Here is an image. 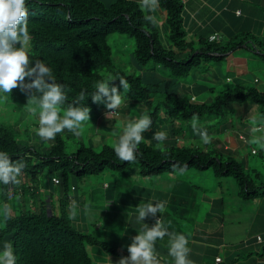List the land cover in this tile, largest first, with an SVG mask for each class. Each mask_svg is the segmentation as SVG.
I'll list each match as a JSON object with an SVG mask.
<instances>
[{"label":"trees","instance_id":"obj_1","mask_svg":"<svg viewBox=\"0 0 264 264\" xmlns=\"http://www.w3.org/2000/svg\"><path fill=\"white\" fill-rule=\"evenodd\" d=\"M26 2L31 37L28 54L33 60H42L52 69L57 82L70 89L67 92L68 100L61 105L63 108L67 109V105L78 97L81 90H85L86 99L82 103L91 110L95 109L97 103H93L91 94L96 91V84L107 81L119 86V79L123 77L130 86L125 91L126 99L145 106L150 111L149 115L155 117L149 129L157 131L155 122L160 118L159 125L163 126L159 128L167 134V139L160 145L142 140L134 162L138 163L142 176L154 177L165 172L181 171V168L204 170L213 167L218 176L234 177L239 186L240 198L248 200L264 194V173H259L255 167L248 168L245 158L238 159L237 155L228 151L226 155L223 150L215 148L212 142L180 143L183 139L200 137L193 130V114L198 116L197 128L206 130L210 136L212 130L227 132L228 127H233V124L229 126L227 123L230 122L228 119L224 126L222 121L229 112L235 110L228 109L234 102L246 104L247 108L253 103L257 104L264 113V89H259L257 85L238 83L236 86L223 87L209 100L200 101L197 100V94L207 88L214 91V86L202 82L194 90V83L186 79L198 65L210 59L221 60L227 51L241 46L245 40L224 44L220 40L210 41L208 36L201 39L198 47L195 46L186 37L181 0H158L161 8L167 11V18L161 25L147 9H142L141 0ZM146 16L154 20H148ZM112 33L135 39L130 61L124 57L126 49L121 53L113 49L109 41ZM158 67L168 69L170 75L161 77L156 70ZM231 79L226 76V81ZM2 94L7 95V100L15 106L25 109H28L27 104L38 106L35 101L29 103L28 97L19 88ZM162 110L164 115L161 114ZM106 111L104 117L99 115V120L106 118ZM26 112L30 114V111ZM119 113L116 109L115 114L106 118V121H115L114 117ZM214 120L218 126L211 128ZM34 123L39 125L38 117ZM20 131L18 123L11 125L9 122H0V151L7 152L13 161L22 159L26 164L20 176L24 186L14 185L12 200L19 194L24 202L23 195L29 189L32 202L20 203L18 200L13 201L8 208L0 206V251L4 250L5 242H10L16 263L19 264H95L100 255L104 257L100 258L101 262L108 264L106 255L121 254L115 244L98 238L93 232H84L74 224L77 219L73 218L70 209L73 202L79 204L72 193L78 186L74 180L81 174L89 176L107 168L126 169L131 162L121 161L114 147L109 144H104L101 150L85 144L72 152L66 150L63 135L69 134L67 129L56 135L48 149L37 142L31 143L21 136ZM254 153H258V150L255 149ZM39 157L44 160L38 162ZM43 169H48L51 173L49 179L58 187L57 204L50 203L48 207L44 202L36 204L35 189L37 192L40 189L34 180ZM25 177L31 178L30 184ZM54 177H58V182L53 180ZM0 186V200L8 204V187L2 182ZM51 189H43V192ZM51 199L53 197L49 195ZM95 247L101 250L98 251L99 255H96Z\"/></svg>","mask_w":264,"mask_h":264},{"label":"crops","instance_id":"obj_2","mask_svg":"<svg viewBox=\"0 0 264 264\" xmlns=\"http://www.w3.org/2000/svg\"><path fill=\"white\" fill-rule=\"evenodd\" d=\"M181 1L183 3L182 23L187 32V39L193 41L197 47L202 38L208 37L214 32L220 34V38L217 40L224 44L245 40L247 43L244 41L237 48L247 50V53H241L240 56L233 55L234 61L228 60L230 68L232 67L234 71H231L227 76L234 78L240 84H248L249 79L254 80L256 83H260L257 87L263 90L264 79L257 73L264 67L258 63V60L264 59V0ZM147 11L156 18L159 25L163 24L167 18V11L162 9L160 4L155 11L148 9ZM235 49L227 51L225 56L236 51ZM247 58L250 59V62L245 63ZM251 58L255 61L251 62ZM262 71L264 72V69ZM198 83L194 82L192 89H197L200 84ZM244 118L247 119V116ZM243 126L247 128L249 125ZM250 129L252 132L251 127ZM261 130L259 131L261 132ZM233 133L225 140L213 137L212 145L220 150L238 155L239 147L248 143L249 137L247 132L242 129H236ZM243 134L245 138L242 139L241 135ZM158 176L156 184L154 182L145 184L144 182L147 180L144 179H139L136 182L130 179L125 184L126 187L121 186L120 181L114 184L104 182L102 187H96L97 191L101 189L100 193L103 198L100 199L93 196L94 189L89 192L84 190L80 193L75 189L74 199L79 204L71 208V213H75L74 219L87 224L85 220H88L89 211L86 212V209L81 207V205H87L86 207L91 209L90 216L94 219L90 225H100L99 231L103 229L104 223H106L104 230L108 231V224L111 222L108 221V218L118 215L117 213L111 215L110 210H127L121 215L124 219L126 218L125 225L123 221L120 222L124 226L123 232H115V224L118 221L116 217L112 219L114 226H112L110 235L114 242L110 241L115 244L114 246L122 255L117 259L113 258L117 255H106L108 264H117L122 256L129 255L128 252H125L127 246L131 244L132 238L142 230L144 223L150 227L155 223L151 216L147 217L144 222H138L136 219L137 207L149 201L167 202L164 212L157 213V218L162 217V222L169 232L185 235L189 241L187 246L191 249L188 259L193 264H264V194L248 200L240 198L242 201L235 206L233 199L226 200L223 195L215 198L204 194L201 204L210 202V205L205 207L207 209L203 213L200 211L202 205L197 203V193L193 191V183L190 180L177 179L174 182L172 177L162 179L160 175ZM89 196L91 202L87 203ZM234 196L236 197V195ZM105 202L106 206L104 207L102 204ZM229 203L231 205L226 206ZM86 229L90 228L86 225ZM169 247L167 236L163 240L156 241L155 254L159 264H175L174 258L169 255ZM93 249L96 250V255L100 254L98 252L100 249L96 247ZM102 258L104 257L102 256ZM99 264L105 263L100 262Z\"/></svg>","mask_w":264,"mask_h":264},{"label":"rangeland","instance_id":"obj_3","mask_svg":"<svg viewBox=\"0 0 264 264\" xmlns=\"http://www.w3.org/2000/svg\"><path fill=\"white\" fill-rule=\"evenodd\" d=\"M109 41L111 42L113 49L119 53L123 52L126 49L125 50L126 54L124 55V57L127 58L126 60L130 61L132 59L133 53H131V51L134 50V47L136 45L135 39L133 37H130L128 35L127 36L122 35L119 33H112L109 35ZM235 50L236 51L229 53L228 55H226L219 61L210 59L206 63H202L201 65H198L186 77L189 83H194V82L202 83L203 82L209 86H214L215 88L214 91L209 88L202 90L201 92L197 94V100H200V101L209 100L210 98H212V96H215V94H217L218 90L222 89L223 87L238 85L239 82H237L234 78H232L230 81L228 80L226 81V76L231 71H234L232 67L230 68L231 65L229 64V61H234V58H233L234 56H240L241 53H247V50H243L242 48H236ZM253 61H255V59L251 58V62ZM247 62H250L249 58L245 60V63ZM258 63L259 65L264 66V59L262 58L261 60H258ZM129 67L131 66L129 65ZM156 70L160 72L159 74H161V77L163 76L166 77L170 75V71L164 67L162 68L158 67V69ZM262 70H258L259 72L257 74H259V76L264 79L263 77L264 72ZM215 72H216V75H218L219 77L215 75ZM214 79H217V80H214ZM248 81L253 85H257V86L260 85V83L258 84L254 80L252 81L251 79H249ZM120 91L122 95V104L118 108L120 113L114 117L116 120L106 121V118H101V120H99L98 118L99 115L101 117H104V111L106 110V108H105V105L102 103L97 104L95 109L90 111V121L84 122L82 128L80 129V133H81L80 136H75L72 132H69L68 135L66 134L63 135L65 138L66 144H67L66 150L70 152L75 151L82 144L92 145L97 150H101L104 144H109L114 147L118 141L119 136L123 134L129 122L135 120L137 117L144 115V114H147L151 118V121H154L155 117L153 115L151 116L149 115L150 111L145 106L143 107V105L141 106L136 105L135 101L127 100L125 97V91L124 90H120ZM6 97L7 95L0 93V122H4V123L9 122V124L11 125H15L16 123H18L21 126L20 134L22 137L29 139L30 142L33 144L37 142L39 146L49 148L53 140L51 141L42 140L37 135V130L39 128V125L34 123L37 117L39 118V111H40L39 105L38 106L35 105L34 107H32L30 104H27L26 107H28V109H25L18 105L15 106V104L12 103L10 100H7ZM10 103L12 104V106ZM230 108H235V110H233V112L228 113L227 117L224 118L223 120L224 122L222 121V124L224 123L223 124L224 126L226 124V119H228L230 122H227V123L230 124L229 126H232L233 124V127H228L227 132L223 131L222 129L220 131L212 130V133L210 134L211 141L213 137L215 138L218 137L222 140H225L228 138V136L233 135L234 134L233 131L236 129H242L243 131L247 132V136L249 137L248 143L243 144L241 146L239 145L240 146L238 150L239 154L236 157L238 159H241L242 157L245 158L248 168L255 167L257 168V171L259 173H264V113L261 112V107L253 103V105L250 108H247L242 103L234 102L231 105H229L228 109L230 110ZM26 111H30V114H27ZM65 111L66 109L60 105L59 113L61 117H63ZM161 114L164 115L163 110L161 111ZM244 116H247V119H245ZM243 119H245L244 122H243ZM159 121H160V118H157L155 122V124L158 126L157 131H155V129H152V130L148 129L142 134L143 140L151 142L152 144H155V145H160L162 144V142H164V141L158 142L153 139L154 133L162 132L159 127L163 125H159ZM245 124L249 126H247L246 128V126H243ZM258 124L261 126H257ZM204 126H206L205 123H204ZM216 126H218V124H216L214 120L212 122L211 128H215ZM250 127L252 129L253 128L257 129V131L251 132ZM259 130H261V132ZM192 142L202 144L203 140L201 139V137H194V138L190 137L187 140L183 139L180 141L181 144H186V145L191 144ZM254 149L258 150V153L255 154L253 152ZM223 152L227 155V151L224 150ZM134 162H131L130 163L131 165L129 166V168H126V169L112 170L110 168H107V169H104L103 171L91 173L89 176H84V174L76 176V179L74 180V182H76V184L78 185L77 186L78 193L84 190H87V192H89L92 189H94L93 196H95V198L97 199H100V198H103V196H101V193H100L101 189L100 191L99 190L97 191L96 187L97 186L102 187L104 182L114 184L120 181L121 186L124 187L125 184L130 181V179H133L135 182L139 181V179L141 180L144 179V180H147L146 182L143 181L145 184H149V182H154V184H156V179H158L159 176L158 175H155L154 177L149 176L148 178V176H142V174L140 173L138 174V169L140 168L139 166H137L138 163H134ZM168 173L165 172L159 175L162 179H165L167 177H170V178L172 177L174 182L177 179L178 180L181 179V180H190L193 183L192 189L195 193H197V203L201 204V201L203 200L202 197L204 194L213 196L215 198L223 195L226 198V200L233 199L234 206L238 204L240 201H242L240 200V197L238 195L239 186L236 180L234 179V177L218 176L214 172L213 167H208L204 170H197V169L191 168L189 170H184V171L176 170L175 172H168ZM134 175L136 176L134 177ZM50 176H51V173H49L48 169H43L39 173V176H37V179L34 180V184H36V186H38L37 188L40 189L39 192H37V190L35 189L36 191L35 196L37 199L36 204L38 205L41 204V202H44L47 207L50 203L54 205L57 204L56 193L58 192V187H56L57 185L51 182V180L49 179ZM26 178L27 177H25V179ZM18 179L20 180V177H18ZM26 180H28V183L31 182V178L30 180L29 179H26ZM16 186L17 187L24 186L22 179L20 180V183L17 184ZM50 188H53V189H51L49 192L47 191L43 192V189H50ZM0 191H1V186H0ZM30 192L31 191L28 189L25 192V195H23L24 202L20 199L21 195L19 197V194H17L15 199L13 200L11 197H9L8 204L6 203V201L0 200L1 201L0 206L2 205L3 207L6 206L8 208L9 205L13 203V201L17 202L18 200H20V203L31 204L32 201L30 199L31 197ZM72 193L75 194V191H72ZM49 195H51L53 199L49 200ZM234 195H236L237 198ZM9 201H10V204H9ZM88 202H91L90 196L87 199V203ZM105 204L106 202L104 203V205ZM201 205L202 207L200 211L204 213L207 209L205 207L209 206L210 202H207V203L202 202ZM230 205L231 203L226 204V206H230ZM86 206L87 205H81V207L86 209V212L89 211L88 220H85V222H87L86 225L90 229H86V225L77 220H74V224L75 225L77 224L76 226L79 229H82V231L84 232H93L100 239H104L108 241L109 243H111L110 240L114 242V239L110 235V232L113 229L112 226H114L112 219L116 217L118 221L117 224H115L116 226L115 232H123L124 226L123 224H120V222L123 221L124 223L126 218L124 219V217H121V215L126 213L127 210L125 209H121L119 211L118 209L116 211L110 210L109 212L111 215L115 213H117L118 215H112L108 218V221H111L110 224H108V231L104 230L106 228V223H104L103 229L98 231V228H100V225H90V223L93 222L94 219L92 216H90L91 209L87 208ZM80 224H82V226H80ZM109 243L107 245H109ZM91 249H92V245H91ZM91 249L89 246V251L92 253ZM2 252L3 251H0V253ZM125 252H128V251H125ZM95 253H96V250H95ZM121 255L122 254H118L117 256H113V258L117 259L118 256H121ZM100 256H99V259H96L97 261L95 262V264H97L98 262H101L100 258L102 257ZM93 257L98 258L96 256H93Z\"/></svg>","mask_w":264,"mask_h":264},{"label":"clouds","instance_id":"obj_4","mask_svg":"<svg viewBox=\"0 0 264 264\" xmlns=\"http://www.w3.org/2000/svg\"><path fill=\"white\" fill-rule=\"evenodd\" d=\"M141 7L155 11L159 3L158 0H141ZM28 16L26 0H0V93H11L13 89L19 88L28 97L29 103L33 101L38 103L40 111L37 135L42 140H54L56 135L65 129L75 136H80V129L84 122L90 121L91 109L82 103L86 99V92L81 90L78 97L67 105L61 117L59 106L68 100L67 92L70 89L57 82L52 69L42 60L30 58L28 45L31 37L28 30ZM145 18L154 20L151 16ZM129 87L127 80L123 77L119 79V86L107 81L98 82L91 98L93 103L105 105L107 109L105 117L108 118L114 115L115 110L122 104L120 88L127 91ZM194 98L193 96L192 99ZM197 122L198 116L193 114V130L201 137L204 144L211 143V137L206 130L197 128ZM151 124V118L147 114L127 124L114 146L115 154L121 161H135L138 147L143 140L142 134L151 127ZM252 131L256 132L257 129L253 128ZM153 139L162 142L167 139V134L156 132L153 134ZM37 160L40 162L44 158L39 157ZM25 167L26 164L22 159L13 161L7 152L0 151V182L7 185L10 197L15 195L14 185L20 183L18 177L22 175ZM53 180L58 182V177H54ZM166 204V201H149L137 207L138 222H144L151 216L155 223L151 227L146 223L143 224L142 230L127 246L129 255L122 256L117 264H159L155 254V243L166 236L170 244L169 255L174 258L175 264H193L188 259L191 249L187 246L189 241L185 235L169 232L162 222V217L157 218V213L162 214ZM71 207H75L74 202ZM5 214L7 215V208H5ZM72 215L74 218L75 213ZM0 264H19L16 263V256L10 242L4 244V250L0 253Z\"/></svg>","mask_w":264,"mask_h":264},{"label":"built area","instance_id":"obj_5","mask_svg":"<svg viewBox=\"0 0 264 264\" xmlns=\"http://www.w3.org/2000/svg\"><path fill=\"white\" fill-rule=\"evenodd\" d=\"M219 38H220V34L217 33V32H214V33H212L210 35L209 40H217ZM241 138H245V136L244 135H241ZM253 151H255V149ZM218 260H219V257H218Z\"/></svg>","mask_w":264,"mask_h":264}]
</instances>
